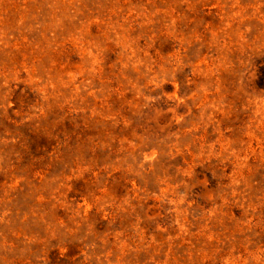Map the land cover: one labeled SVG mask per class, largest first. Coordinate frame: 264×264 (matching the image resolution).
I'll return each mask as SVG.
<instances>
[{"label": "rangeland", "instance_id": "1", "mask_svg": "<svg viewBox=\"0 0 264 264\" xmlns=\"http://www.w3.org/2000/svg\"><path fill=\"white\" fill-rule=\"evenodd\" d=\"M0 264H264V0H0Z\"/></svg>", "mask_w": 264, "mask_h": 264}]
</instances>
